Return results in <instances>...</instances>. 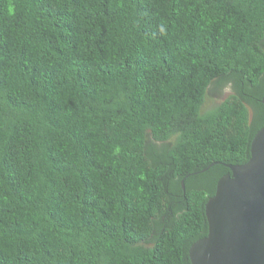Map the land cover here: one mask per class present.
Masks as SVG:
<instances>
[{
  "label": "trees",
  "instance_id": "obj_1",
  "mask_svg": "<svg viewBox=\"0 0 264 264\" xmlns=\"http://www.w3.org/2000/svg\"><path fill=\"white\" fill-rule=\"evenodd\" d=\"M263 98L264 0H0V264H192Z\"/></svg>",
  "mask_w": 264,
  "mask_h": 264
},
{
  "label": "water",
  "instance_id": "obj_2",
  "mask_svg": "<svg viewBox=\"0 0 264 264\" xmlns=\"http://www.w3.org/2000/svg\"><path fill=\"white\" fill-rule=\"evenodd\" d=\"M225 165L230 173L205 203L207 234L190 246L191 263L264 264V126L251 140L249 159Z\"/></svg>",
  "mask_w": 264,
  "mask_h": 264
},
{
  "label": "rangeland",
  "instance_id": "obj_3",
  "mask_svg": "<svg viewBox=\"0 0 264 264\" xmlns=\"http://www.w3.org/2000/svg\"><path fill=\"white\" fill-rule=\"evenodd\" d=\"M231 93L230 84L224 86L222 89L217 87L215 83H210L206 89L202 110L207 111L214 109L220 102L226 99ZM249 109V115H251V110Z\"/></svg>",
  "mask_w": 264,
  "mask_h": 264
},
{
  "label": "flooded vegetation",
  "instance_id": "obj_4",
  "mask_svg": "<svg viewBox=\"0 0 264 264\" xmlns=\"http://www.w3.org/2000/svg\"><path fill=\"white\" fill-rule=\"evenodd\" d=\"M229 173H230V171H229Z\"/></svg>",
  "mask_w": 264,
  "mask_h": 264
}]
</instances>
